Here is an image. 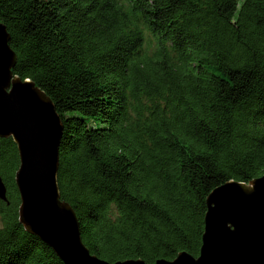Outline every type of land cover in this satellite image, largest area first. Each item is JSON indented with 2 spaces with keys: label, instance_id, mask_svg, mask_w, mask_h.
Returning <instances> with one entry per match:
<instances>
[{
  "label": "trees",
  "instance_id": "obj_1",
  "mask_svg": "<svg viewBox=\"0 0 264 264\" xmlns=\"http://www.w3.org/2000/svg\"><path fill=\"white\" fill-rule=\"evenodd\" d=\"M15 75L63 123L58 184L93 254L198 256L207 197L264 175V0H0ZM0 136V264H65L20 221Z\"/></svg>",
  "mask_w": 264,
  "mask_h": 264
},
{
  "label": "water",
  "instance_id": "obj_2",
  "mask_svg": "<svg viewBox=\"0 0 264 264\" xmlns=\"http://www.w3.org/2000/svg\"><path fill=\"white\" fill-rule=\"evenodd\" d=\"M0 20V136L17 143L16 184L20 221L65 264H150L127 259L110 262L93 254L81 236L74 208L61 199L59 146L63 123L54 102L34 81L13 72L16 53ZM0 198L7 187L0 176ZM205 231L198 256L182 251L153 264H264V175L245 183L229 180L207 197Z\"/></svg>",
  "mask_w": 264,
  "mask_h": 264
}]
</instances>
